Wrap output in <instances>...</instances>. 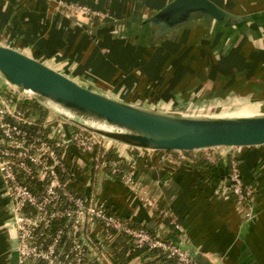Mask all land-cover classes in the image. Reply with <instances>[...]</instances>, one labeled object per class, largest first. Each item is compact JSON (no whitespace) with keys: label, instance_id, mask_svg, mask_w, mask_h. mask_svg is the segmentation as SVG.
Here are the masks:
<instances>
[{"label":"crops","instance_id":"crops-1","mask_svg":"<svg viewBox=\"0 0 264 264\" xmlns=\"http://www.w3.org/2000/svg\"><path fill=\"white\" fill-rule=\"evenodd\" d=\"M169 1L0 0V44L43 61L98 93L151 109L168 111L161 106L165 102L232 93L243 100L263 101L264 0H212L249 18L235 28L196 20L152 45L137 27ZM64 2L83 3L106 16L94 25L71 14ZM214 148L221 152L218 160L197 154L180 165L165 151L116 142L114 151L134 171L135 184L131 187L106 171H93L89 155L78 153L76 187L81 193L92 192L132 224L179 241L197 264H264V145ZM231 156L238 161L243 182L254 184L248 217L246 207L225 193ZM3 190L0 175V264H17L11 252L13 235L6 228L9 199ZM145 199L180 219L182 233L158 223L156 210ZM92 238L95 264H147L145 254L130 257L129 239L110 237L101 225Z\"/></svg>","mask_w":264,"mask_h":264},{"label":"built area","instance_id":"built-area-1","mask_svg":"<svg viewBox=\"0 0 264 264\" xmlns=\"http://www.w3.org/2000/svg\"><path fill=\"white\" fill-rule=\"evenodd\" d=\"M62 4L71 14L91 21L106 16L83 3ZM34 100L47 109L29 90L0 75V175L10 203L11 222L6 225L16 231L19 264H95L92 232L98 225L110 237H129L136 248L158 249L176 264H197L179 241L132 224L100 203L92 192L78 190V153L89 155L93 171H106L112 177L120 174V180L131 187L134 171L116 155L115 140L50 109L43 117L33 108ZM110 151L117 158L108 157ZM180 160L185 159H176ZM227 182V194L246 207V216H250L254 187L243 182L235 156L229 159ZM145 200L153 211L160 210L162 218L170 219L178 235L182 233V224L166 207Z\"/></svg>","mask_w":264,"mask_h":264},{"label":"water","instance_id":"water-1","mask_svg":"<svg viewBox=\"0 0 264 264\" xmlns=\"http://www.w3.org/2000/svg\"><path fill=\"white\" fill-rule=\"evenodd\" d=\"M248 18L247 15L232 14L212 0H170L155 14L144 18L137 28L143 29L149 43L155 45L196 20L208 19L223 27L235 28ZM0 75L8 82L29 90L52 112L70 122L133 147L191 151L220 146L264 145L263 114L200 117L135 105L89 89L43 61L2 44ZM86 122L103 124L112 130ZM3 195L7 197L5 189ZM17 244L14 235L11 237V252L19 264Z\"/></svg>","mask_w":264,"mask_h":264},{"label":"rangeland","instance_id":"rangeland-1","mask_svg":"<svg viewBox=\"0 0 264 264\" xmlns=\"http://www.w3.org/2000/svg\"><path fill=\"white\" fill-rule=\"evenodd\" d=\"M84 84L87 85V80L83 81ZM236 94L232 93L226 97L223 98H210L206 100H201V99H192L189 101H184V102H165L164 105H161L162 107H165V109H168V112H173L175 114H180V115H188V116H204V117H235L237 114L249 112L245 111L242 112V108L244 109L245 106L249 108L250 106L257 105L260 108V112L256 113L255 115L258 114H263L264 115V100L263 101H258V100H253V99H241V98H236ZM260 103V104H259ZM261 105V106H260ZM49 111V108H47ZM163 110V108L161 109ZM241 111V112H239ZM239 112V113H236ZM227 114H233V115H227ZM117 142V141H116ZM218 148H208L207 152L205 153L204 150H191L189 152H183L181 151L180 153L177 151H165V154L167 155L168 159H170L172 162L176 164H183L185 161L190 158L193 155L200 154V156H205L207 157V153L210 155V157L214 158L215 160H218V157L221 153L220 151L217 153ZM220 149V148H219ZM224 149V148H222ZM72 150L75 152V148H72ZM204 151V152H203ZM204 153V154H202ZM234 155V154H233ZM180 157L181 159H185L183 161H176V159ZM220 158V157H219ZM226 178V177H225ZM226 183V180L224 181ZM254 187V184H252ZM225 188V193L227 194V186H224ZM225 195V194H224ZM238 203L237 201H235ZM242 205V204H241ZM6 228L11 230V234L14 236L15 235V229L12 227H9L6 225Z\"/></svg>","mask_w":264,"mask_h":264},{"label":"trees","instance_id":"trees-1","mask_svg":"<svg viewBox=\"0 0 264 264\" xmlns=\"http://www.w3.org/2000/svg\"><path fill=\"white\" fill-rule=\"evenodd\" d=\"M99 18H94L93 19V24L96 25L97 24V20ZM32 105H33V108H35L36 110H39L41 111L42 113V116H46L47 113H48V110L46 108H44L40 103H38L36 100L32 101ZM168 152V151H167ZM171 152V151H170ZM183 152H189V151H183ZM107 156L112 158V159H115L117 158L111 151L107 153ZM229 166V164H228ZM93 170V169H92ZM115 178L117 179H121V176L120 174H116L114 176ZM160 207H163V205H160ZM156 220L158 221V223H165V224H168V228L173 232V233H177L178 234V231L173 227V225L169 224L170 223V219L168 217L166 218H162L161 216V212L160 210H156L154 212V215H153ZM177 222L181 223L180 219L176 218ZM153 234H155L154 231H151ZM127 238V237H126ZM127 239H129V241L131 242V245H132V248H133V251L131 252V255L130 257L136 255V254H145V256H149L148 257V260H147V264H176L175 263V259L173 258H169L167 257L164 253H161L160 250L158 249H153L151 251H148L146 248H143V249H138L134 246V244L132 243L131 239L128 237ZM152 256V257H151ZM152 258V259H151Z\"/></svg>","mask_w":264,"mask_h":264},{"label":"bare ground","instance_id":"bare-ground-1","mask_svg":"<svg viewBox=\"0 0 264 264\" xmlns=\"http://www.w3.org/2000/svg\"><path fill=\"white\" fill-rule=\"evenodd\" d=\"M260 104V103H259ZM261 106V105H260ZM259 106H257V105H253V106H250L249 108H247L246 106H245V108L243 109L242 108V112H245V111H249V112H245L246 114H244V113H240V114H237V116H248V115H255L256 113H259L260 112V108H258ZM61 111L63 112V113H65V114H67V115H69V116H71V114H69L68 112H66V111H64V110H62L61 109ZM241 111H239V112H241ZM239 112H236V113H239ZM227 115H233V114H227ZM72 117V116H71ZM86 123H89V125H93V126H97V127H100V128H102V129H110V130H112V128H109L108 126H105V125H103V124H96V123H91V122H86ZM108 127V128H107Z\"/></svg>","mask_w":264,"mask_h":264}]
</instances>
